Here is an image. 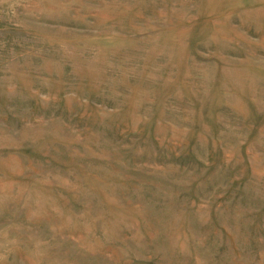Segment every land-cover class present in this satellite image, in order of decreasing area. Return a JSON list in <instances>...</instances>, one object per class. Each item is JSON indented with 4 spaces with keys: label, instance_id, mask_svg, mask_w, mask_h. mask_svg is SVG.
Returning <instances> with one entry per match:
<instances>
[{
    "label": "rangeland",
    "instance_id": "rangeland-1",
    "mask_svg": "<svg viewBox=\"0 0 264 264\" xmlns=\"http://www.w3.org/2000/svg\"><path fill=\"white\" fill-rule=\"evenodd\" d=\"M0 264H264V0H0Z\"/></svg>",
    "mask_w": 264,
    "mask_h": 264
}]
</instances>
